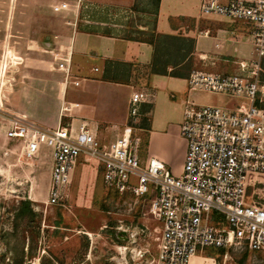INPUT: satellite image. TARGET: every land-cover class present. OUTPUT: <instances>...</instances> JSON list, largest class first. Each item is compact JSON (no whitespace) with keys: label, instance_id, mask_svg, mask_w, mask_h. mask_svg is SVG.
Wrapping results in <instances>:
<instances>
[{"label":"crops","instance_id":"1","mask_svg":"<svg viewBox=\"0 0 264 264\" xmlns=\"http://www.w3.org/2000/svg\"><path fill=\"white\" fill-rule=\"evenodd\" d=\"M85 1L0 0V49L4 52L8 45L14 53L12 61L23 65L17 67L7 110L42 128L56 129L62 122L64 106L77 104L73 126L85 122L98 138L99 127L114 125L115 129L128 122L134 92H148L153 96L151 104L141 105V121L146 119V124L137 127L138 132H146L144 153L140 155L157 159L180 175L186 144L179 125L187 102L228 109L246 102L242 97L192 89L190 73H238L242 61L253 59H248L254 49L252 26L215 14L203 15L205 0H194L191 6L171 14L170 26L164 27L160 21L163 0H159L153 24L137 25L140 34H150V39L134 38L129 30H119L123 27L104 19L84 21ZM88 1L130 9L139 4V0ZM90 58L100 60L99 76L85 75L86 69L99 72L88 67ZM6 67L4 61L0 75H6ZM30 103L53 104L51 119L43 121L51 126L39 123Z\"/></svg>","mask_w":264,"mask_h":264},{"label":"built area","instance_id":"2","mask_svg":"<svg viewBox=\"0 0 264 264\" xmlns=\"http://www.w3.org/2000/svg\"><path fill=\"white\" fill-rule=\"evenodd\" d=\"M201 12L251 25L254 58L240 63L233 75L190 73L192 89L242 97L246 102L234 109L187 102L179 125L186 144L180 175L157 159H143L138 135L104 143L85 122L44 129L25 123V117L13 121L6 131V138L23 144L27 158L36 157L43 148L50 151L52 206L67 198L81 158L99 163L106 187L148 201L149 214L162 225L154 264H191L207 249L245 247L264 253V204L246 205L250 184L264 176V108L256 105L264 103L259 75L264 61V0H205ZM152 98L145 91L133 93L128 109L132 128L141 122V105L151 104Z\"/></svg>","mask_w":264,"mask_h":264},{"label":"rangeland","instance_id":"3","mask_svg":"<svg viewBox=\"0 0 264 264\" xmlns=\"http://www.w3.org/2000/svg\"><path fill=\"white\" fill-rule=\"evenodd\" d=\"M185 1L163 0L161 26L169 27L171 14L194 3V0ZM102 5L85 1L83 20L91 21L97 17L111 25L122 26L119 30H129L134 38L150 39V34L146 37L140 34L137 25L153 24L155 0H139L133 9ZM6 48L4 52L0 49V66L4 61L7 63L6 75H0V264H154L161 223L149 214L148 201H139L106 187L102 167L97 161L81 158L66 191L67 198L56 206L49 204L50 151L43 148L36 157L27 158L20 141L6 138V131L13 126V121L21 117L7 110V105L16 84L13 79L17 67L23 66H18L19 61H12V48L8 45ZM251 58H254V51L248 57ZM88 60V67L97 68L99 72L86 69L85 75L99 76L100 60ZM263 64L264 61L260 64L259 75L264 87ZM139 80L142 82V78ZM262 91L260 96L264 99V88ZM30 104L41 120L39 123L51 126L43 121L51 119L55 110L53 104ZM256 105L260 107L264 103ZM67 107L71 109L69 112L65 110ZM63 109L59 126H73V112L78 107L65 105ZM25 120V123H33ZM113 126L99 127L98 138L105 143L120 134L127 139L135 133L141 139L140 153H144L145 131L132 128L130 119L115 129ZM23 202L30 203L32 218H22ZM253 203L264 204V176H258L248 188L246 205L253 206ZM245 255L243 264H264V253L252 252L245 247H233L222 254L219 250L207 249L192 261L196 264H241Z\"/></svg>","mask_w":264,"mask_h":264},{"label":"trees","instance_id":"4","mask_svg":"<svg viewBox=\"0 0 264 264\" xmlns=\"http://www.w3.org/2000/svg\"><path fill=\"white\" fill-rule=\"evenodd\" d=\"M158 5H159V0H157V2H156V8H158ZM127 38H129V37L127 36ZM263 66H264V64H263ZM260 107L264 108V106H260ZM145 124H146V120H142L141 123L138 125V127L143 128V126H145ZM20 211H21V214H22V218H26V217L27 218H29V217L32 218L33 217V211H32V209L30 207V203L29 202H23ZM219 251H220V254H222L224 250H219ZM245 259H246V255L244 256L241 264L244 263Z\"/></svg>","mask_w":264,"mask_h":264}]
</instances>
